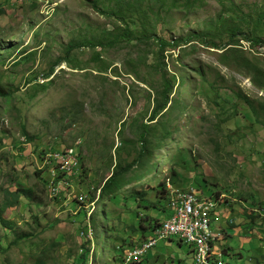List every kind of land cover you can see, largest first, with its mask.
Wrapping results in <instances>:
<instances>
[{
	"label": "rangeland",
	"instance_id": "obj_1",
	"mask_svg": "<svg viewBox=\"0 0 264 264\" xmlns=\"http://www.w3.org/2000/svg\"><path fill=\"white\" fill-rule=\"evenodd\" d=\"M27 1L0 0V91L7 93L0 97V264H77L85 248L87 264H121L123 255L110 248L111 241L119 246V238L137 244L148 237L137 223V212L171 217V208L163 214L132 200L126 207L108 200L98 203L116 164L140 156L146 124L152 128L147 130L152 154L144 169L126 173V195L142 188L156 201L154 195L162 196L165 183L177 192L194 187L218 200L213 227L225 262L264 264V126L238 96L264 101V89L249 77L252 66L247 68L228 48L206 46L196 38L167 48L166 75L174 76L175 83L167 109L151 122L163 83L156 71L163 62H155L154 55L158 39L84 46L68 53L69 63L56 64L69 43L96 40L124 25L108 13V0H100L103 12L84 0H57L55 11L54 0L46 7ZM227 1L252 16L264 5V0H197L191 11L163 14L157 37L174 41L194 33L213 35L210 20L231 6ZM227 39L216 38L218 43ZM238 45L241 57L263 75L264 49L245 40ZM34 50L35 56L22 59ZM140 56L144 64L137 78L128 72ZM100 60L106 69L100 68ZM64 148H72L77 161L57 162V151ZM69 164H75V173L67 175L53 198L51 174ZM157 164L156 173L152 167ZM21 188L32 189L33 198L21 196L17 206L5 208V192ZM157 206L166 204L159 201ZM106 208L110 217L104 220L99 211ZM165 242L147 252L140 264H178L177 255L184 263L192 260L184 242Z\"/></svg>",
	"mask_w": 264,
	"mask_h": 264
},
{
	"label": "trees",
	"instance_id": "obj_2",
	"mask_svg": "<svg viewBox=\"0 0 264 264\" xmlns=\"http://www.w3.org/2000/svg\"><path fill=\"white\" fill-rule=\"evenodd\" d=\"M86 2H89L93 5V7L97 11H105L102 10L100 7V0H84ZM111 4H109L110 9L108 8V13L115 16L117 20L124 26H118V28H114L113 30H106L103 36L100 38H96V40L93 39H87L86 42H75V43H69L66 47V55L60 58L56 64H59L61 62H68V53L76 48L80 47H89V48H106L110 46H117L124 42H129L131 40H139L140 42L149 41L153 38L158 39V49L155 52V62H163V67L158 68L156 71H158L163 79L162 83V90L158 93V96L154 99V109L150 115V121H155L157 117H159L164 110L167 109V105L170 102V94L173 91L174 83H175V77L172 76V78H168L166 73V64H164L165 60V51L169 47H176L181 46L186 41H193V38H196L197 40L201 41L206 46H211L214 48L219 49H227V52L229 51L231 55L236 56L237 59H240L243 64L248 68V65L252 66L249 67V73H250V79L256 85H259L262 89H264V74H259V70L256 67H253V64L250 60L245 59L241 57V54L243 52L242 50V44L238 45L239 42L242 40H245L247 43L250 44L251 47H258L264 49V5H262L257 10L253 11V16L250 14H245L242 9H240V6H236L233 1H227L231 6L225 5L221 10H219L216 17L212 18L210 21H212V27L214 34L213 35H207L206 32L202 33H194L192 34L188 40H183L182 38L176 39L174 41H170L164 38H158L157 37V24L159 23V19L161 20L163 18V14L169 15L171 10L175 9H183V11H191L195 7V1L197 0H108ZM32 5H37L35 2L31 3ZM2 4H0V15L4 12V8H2ZM107 11V10H106ZM152 15V16H151ZM164 20V19H163ZM131 24L134 25V27H131ZM117 26V24H115ZM212 31L211 29H209ZM227 35V41L224 43H218L216 38L221 39ZM239 46L241 48H239ZM240 53V54H239ZM37 54V50L31 51L25 56L22 57L24 60H28L31 57L35 56ZM240 56V57H239ZM98 59L99 54H97ZM101 66L100 68H107L104 67V62L100 60ZM133 65H131V69H129V74H136L135 76L139 78L137 71L141 66L144 64V60L142 57H137L133 62ZM54 70V67H52V71ZM118 74V73H117ZM48 77V75H47ZM7 96L6 92L0 91V97ZM239 97H242V99L245 101L246 104H248L253 116L255 117V120L257 123L262 124L264 126V101H254L253 99H250L246 96H243V94H238ZM225 121V119L223 120ZM156 126V125H155ZM153 126V127H155ZM24 129V125L22 126ZM149 129H152L150 124H146L144 127V133L143 137L141 138V151H139L138 158L133 160L131 163L128 164H121L119 162L116 164L115 169L111 175L107 177L105 180L102 188H101V195L98 202L99 204H102L103 201H110V203H117L120 206L126 207L128 203L132 200L134 202H139V207H143L146 210L158 209L159 211H162L163 214H167V209L170 208L168 206L169 200L171 198L170 192H168L167 184H163V193L162 196H156V201H164L166 204L165 206H162V208L157 206V202L147 198L148 192L146 189H137L133 188L131 191V195H126L125 193V176L126 173L139 168L140 170L144 169L147 165L146 159L150 157L152 154V149L149 148L150 143H148V131ZM30 141L34 139V137H28ZM68 149L64 148L62 151H57V153H64ZM79 156V155H78ZM157 166L154 165L152 167L153 170H157ZM159 170V169H158ZM156 171V173L158 172ZM61 172V173H60ZM59 177L62 179H67V173L60 171ZM136 175V173L134 174ZM145 173H141L140 176H138L139 180L141 181L144 179ZM32 189H18L16 191H10L7 190L5 192V199H4V207H14L17 206L19 203L21 196H25L27 198L32 199ZM200 196H203L202 193L199 194ZM213 198V197H211ZM106 199V200H105ZM215 199V198H213ZM97 203V204H98ZM153 211V210H152ZM151 211V212H152ZM109 210L107 208L105 210L99 211L101 213L102 219H107L110 217ZM83 215V217L87 216V212L80 211L79 215ZM92 217V215H91ZM115 217V216H114ZM137 223L138 225L143 229L142 233L144 231H152L155 229L156 226L160 223V218L158 216H153V212L143 213L139 214L137 212ZM116 220H120L122 222V218L120 215L116 216ZM88 221V220H87ZM145 221V222H144ZM86 227H88V223ZM149 225V226H148ZM87 229L88 232H87ZM86 229V235L89 234L90 227ZM112 233H115L116 228L110 229ZM108 230V231H110ZM110 231V233H111ZM84 234V233H83ZM98 235V233H97ZM27 236V234L23 235ZM21 236V237H23ZM96 236V235H95ZM111 238V237H110ZM20 238H18L17 242ZM178 239L170 238L169 240ZM179 243H182L183 241L178 239ZM89 241V240H88ZM88 241L86 242L88 244ZM116 241V238H115ZM119 246H116L111 241L110 248L118 252L122 257V261L124 264V251L126 249H129L131 246H133L132 243L129 241H125L122 238H119ZM187 244V243H186ZM189 247L194 249V247L191 244H187ZM129 247V248H127ZM213 251V249H211ZM225 251V250H224ZM89 249H84L81 256L77 258V264H87L86 259L88 258ZM117 253V254H118ZM194 253V251H193ZM224 253V252H223ZM118 254V255H119ZM213 257V256H212ZM142 259V258H141ZM140 259V260H141ZM120 260V261H121ZM133 262L135 264H140L141 261ZM132 264V263H131Z\"/></svg>",
	"mask_w": 264,
	"mask_h": 264
},
{
	"label": "built area",
	"instance_id": "obj_3",
	"mask_svg": "<svg viewBox=\"0 0 264 264\" xmlns=\"http://www.w3.org/2000/svg\"><path fill=\"white\" fill-rule=\"evenodd\" d=\"M31 1H43L46 0H31ZM77 153V152H76ZM74 150L71 148L64 153H58L57 162L59 160H66L67 158L76 159ZM67 175L74 174V164L67 165ZM66 180L60 177L57 184H50L53 190V196H56L60 188V185ZM167 186L170 190L171 198L168 206L173 210L171 217L166 220L160 219V223L151 231V234L144 238L140 243L133 244V250L129 254L127 264L138 262L140 252H149L158 245L159 242L168 239V236H176L180 240L186 242H194V260L195 263L196 255H198L204 248L213 249V257L220 259L219 264H229L225 262L222 251L217 247L216 243L220 237L218 232L212 225V219L214 210L217 206L218 200L215 199L205 204H195V195L185 194H174V188ZM200 194V193H199ZM193 211H200L201 220L193 219ZM196 264V263H195Z\"/></svg>",
	"mask_w": 264,
	"mask_h": 264
},
{
	"label": "bare ground",
	"instance_id": "obj_4",
	"mask_svg": "<svg viewBox=\"0 0 264 264\" xmlns=\"http://www.w3.org/2000/svg\"><path fill=\"white\" fill-rule=\"evenodd\" d=\"M24 1H26V0H24ZM30 1L31 0H29L27 2H30ZM54 1L57 2V5L54 7V11H55L56 10V7L58 6V1L57 0H54ZM38 2L36 1L35 3H37L38 5H40ZM40 2H43V1H40ZM43 4L45 5V7L48 6L49 5V0H46L45 2H43ZM50 5H53V3L50 4ZM54 11L51 13V15H53ZM74 169H75V166H74ZM60 171L67 172V166H65L64 168H59V169H57V171L55 173H52L51 174L53 181L50 184H57L58 180H60V177L58 176ZM50 188L52 190V186H50ZM178 191H180V190H178ZM174 192H176L175 194L195 195L194 196V203L195 204H205V203H209L210 201L215 200V199H213L211 197L200 196L199 193L197 192L196 188H194V187H190V188L188 187V189L186 188V190L184 189V191H180V192L174 191ZM51 196L53 198L55 197V196H53V190H52ZM193 219L194 220H201V213H200V211H193ZM174 237L175 236H168V239L169 238H174ZM187 244H191L194 247V242H187ZM211 249L212 248H204L198 255H196L195 263L196 264H217V263L219 264L220 259L217 258V257H212L213 256V251ZM132 250H133V246H131L127 250V253L125 255L126 259L128 258L129 254L132 252ZM146 253L147 252H140L139 253V259L138 260H140L141 258H143Z\"/></svg>",
	"mask_w": 264,
	"mask_h": 264
},
{
	"label": "crops",
	"instance_id": "obj_5",
	"mask_svg": "<svg viewBox=\"0 0 264 264\" xmlns=\"http://www.w3.org/2000/svg\"><path fill=\"white\" fill-rule=\"evenodd\" d=\"M159 218H160V217H159ZM160 219H161V218H160ZM145 233H147V236H149V235L151 234V230H150V231H147V232L145 231ZM219 235H220V234H219ZM223 235H224V234H221L222 237H224ZM218 240H219V239H218ZM161 242L164 243L163 246H164L165 243H166L165 241H161ZM161 242H159V243H161ZM159 243H158V244H159ZM184 244H185V243H184ZM185 245H186V244H185ZM180 246H182L181 243H180ZM186 246L188 247V250H186V251H187V253H189V254L191 253V254H192L191 256H192V260H193V251H194V250H192V248L189 247L188 245H186ZM218 247H219V246H218ZM167 249H168V248H167ZM167 249H166V250H167ZM219 249H220L222 252H225V251L222 250L221 248H219ZM169 253H170V252H169ZM170 254H171V253H170ZM176 254H177V252H176ZM158 255H159V253H158ZM176 259H177V263H178V264H194V263L192 262V260H189V261H187V263H184V262H183L184 259L181 258L180 255L174 256V261H175Z\"/></svg>",
	"mask_w": 264,
	"mask_h": 264
},
{
	"label": "clouds",
	"instance_id": "obj_6",
	"mask_svg": "<svg viewBox=\"0 0 264 264\" xmlns=\"http://www.w3.org/2000/svg\"><path fill=\"white\" fill-rule=\"evenodd\" d=\"M202 194H203V192H201ZM203 196H204V194H203ZM206 196V195H205ZM213 220L214 219H212V225H213ZM170 239V238H169ZM169 239H166V240H169ZM179 239V238H178ZM166 240H163V241H166ZM184 242V241H183ZM185 243V242H184ZM186 244V243H185ZM187 245V244H186ZM222 254H223V252H222ZM193 260H194V253H193ZM193 260H192V262H193ZM125 264V263H124ZM195 264V263H194Z\"/></svg>",
	"mask_w": 264,
	"mask_h": 264
}]
</instances>
